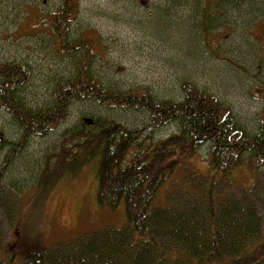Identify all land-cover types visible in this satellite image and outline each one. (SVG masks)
<instances>
[{"label": "trees", "instance_id": "1", "mask_svg": "<svg viewBox=\"0 0 264 264\" xmlns=\"http://www.w3.org/2000/svg\"><path fill=\"white\" fill-rule=\"evenodd\" d=\"M160 1L165 3L167 18L179 9L183 14L188 10L184 16L192 19L188 32L193 35L198 29L212 47L215 27L228 12L246 18L244 23L264 14V0ZM58 2L42 16L51 52L64 65L49 100L40 106L28 103L24 89L33 76L30 64L0 61V111L11 116L20 132L18 139L10 140L0 129V152H4L0 182L32 139L47 136L69 119L76 102L91 103L97 114L99 107L141 113L146 120L133 127L116 119L115 113L82 121L71 132L68 145L63 143L61 153L48 158L42 171L46 175L56 167L59 176L80 160L93 162L99 205L116 209L123 203L127 223L121 229L104 228L38 252L21 251L15 241L0 248V264H264L260 183L245 191L232 178L242 166L251 172L264 168V86L258 88L263 107L250 129L228 103L189 78L179 81L178 98L106 84L95 71L101 56L99 36L87 29L73 31L80 0ZM167 126L176 129L157 137ZM203 147L208 149L213 171L208 173L205 193L180 192L167 206L157 205L173 166ZM223 178L243 196H219L216 186Z\"/></svg>", "mask_w": 264, "mask_h": 264}, {"label": "rangeland", "instance_id": "2", "mask_svg": "<svg viewBox=\"0 0 264 264\" xmlns=\"http://www.w3.org/2000/svg\"><path fill=\"white\" fill-rule=\"evenodd\" d=\"M80 2L81 12L73 31L87 29L99 36L101 56L96 59L95 71L103 82L122 90L141 87L160 97L178 98L179 81L189 78L228 103L248 128L256 126L263 107L258 88L264 86V14L251 16L254 22L244 23L246 18L237 19V13L228 12L215 27L214 48L198 29L193 35L188 32L192 24V19L184 18L188 10L183 14L179 9L167 18L165 3L160 0ZM58 4V0H0V61L17 60L32 66L33 76L24 89L32 106L49 100L64 66L51 52L48 28L42 21V16ZM97 109L103 116L115 113L116 119L130 127L146 120L133 111ZM94 110L89 102L74 103L69 119L47 136L32 139L5 173L0 182V248L18 241L21 251L38 252L104 228L126 226L123 203L116 209L99 205L93 162L83 164L80 160L62 169L59 176L56 167L42 174L46 160L61 153L73 129L99 116ZM0 129L10 140L19 138V129L4 111H0ZM175 129L167 126L158 131L157 137ZM207 152L203 147L173 166L157 205L167 206L180 192L205 193L208 173L213 174ZM3 155L0 152V163ZM232 178L234 185L245 191L254 189L259 181L258 192L264 196V168L251 172L242 166ZM216 189L219 196H243V191L225 178ZM258 210L264 236V205L260 202Z\"/></svg>", "mask_w": 264, "mask_h": 264}]
</instances>
